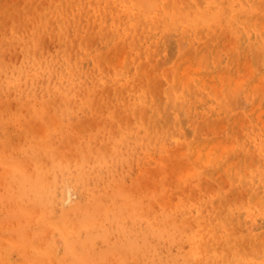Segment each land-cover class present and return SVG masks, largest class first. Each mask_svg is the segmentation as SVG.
I'll use <instances>...</instances> for the list:
<instances>
[{
    "label": "bare ground",
    "instance_id": "bare-ground-1",
    "mask_svg": "<svg viewBox=\"0 0 264 264\" xmlns=\"http://www.w3.org/2000/svg\"><path fill=\"white\" fill-rule=\"evenodd\" d=\"M47 1L43 10L39 0L0 2L9 27L0 38V103L19 98L30 111L25 119L0 110V145L14 147L0 161L17 198L0 220V264H46L54 248L42 246L45 223L62 239L61 264H100L88 250L100 239L101 253L120 264H264V0ZM204 40L213 57L230 40L224 65H204L182 45ZM172 53L171 69L161 70V54ZM249 55L244 77L238 65ZM242 93L249 108L230 100ZM81 109L98 118L95 132H78ZM207 119L214 133L204 131ZM33 121L46 124L42 134ZM143 161L142 177L155 175L150 191L146 180L134 189L124 168ZM223 172L242 200L209 192L207 179ZM183 186L190 191L175 199ZM32 213L38 227L26 235L20 225L15 239L13 216ZM74 218L79 230L70 234Z\"/></svg>",
    "mask_w": 264,
    "mask_h": 264
},
{
    "label": "rangeland",
    "instance_id": "rangeland-1",
    "mask_svg": "<svg viewBox=\"0 0 264 264\" xmlns=\"http://www.w3.org/2000/svg\"><path fill=\"white\" fill-rule=\"evenodd\" d=\"M25 1L26 0H0V2H3L5 7L8 6V4H9L12 7L19 5L20 8L22 6L24 7ZM47 5H48V1L47 0H39L38 5H36V6H39L40 10H43L44 7L47 6ZM12 7H10V8H12ZM2 19L3 18H0V38L4 35L3 32L9 31V27L7 25H3L1 27ZM51 43H52V45H51L52 49L53 50H57V48L59 47V42L57 41V39H54L53 42H51ZM172 44H173V42H172ZM183 44H184V48L187 49L188 51L196 53V55H197V52H199L198 59L200 61H202L204 65H208V66H211L214 61H217V62H219V64L224 65L225 63H224L223 58H225L226 53L231 48L230 45H229L230 44V40H228L227 43L224 44V46H223V48L225 50L223 49L220 53L217 52L215 57H213L211 51L214 49V47H213L212 43H210V42H207V41L204 40L203 43L197 42V43L191 45L190 43L185 41V42H182V45ZM173 45H176V43H174ZM165 52H167V50ZM193 53H191V54H193ZM163 54H166V53H163ZM163 54H161V57H160L161 65L159 66V68L161 67L160 68L161 70L165 69V68L171 69L172 64H173V62H174V60L176 58L172 57L173 53L171 55L167 54L166 56H168V58L165 55H163ZM6 55L8 56L7 58H11L12 57V60H14L16 63H20L22 61V58H23L22 57V53L19 50L18 51L16 50L14 52L8 50ZM200 57L202 59H200ZM218 57H220V59ZM251 57L252 56L249 55V57H248V59L246 61H242L238 65L239 74L243 75L244 77L249 76L250 73H251V70H250L251 68L249 67L250 64H251L250 63ZM246 62L249 65H247ZM262 62H263L262 56L258 55L257 58H256V64L260 65V64H262ZM245 66H246V68H245ZM247 67H249L250 69L248 70ZM246 70H247V72H246ZM172 74L174 75L175 73L172 72ZM160 83H161V86H162L163 83L162 82H160ZM218 91H220V90H218ZM81 92L83 94V93H85V90H82ZM234 99H236L237 101L241 100L242 103L239 102V101L237 102ZM230 100L232 101L233 105L241 104V106H243L245 108H249L250 107V104H249V102H247L248 100L244 96V93L241 94L239 99L237 97L233 96ZM24 101H26V100L24 99ZM243 101H245V104H244ZM0 110L5 112L6 117H8L10 114H11V116H13L14 114L19 113V114H22V116L26 117L25 119H29L30 118V111H28V107L26 105H23L22 103H20L19 98L17 99V98L11 97V98H8V99L4 100L3 102L0 103ZM77 111L79 113V117L82 120L81 124L78 125V132H80L81 134H84V135H88L90 132H95L97 130V127L99 126L98 118L92 116L89 110H82L81 109L80 111L79 110H77ZM124 117H126V115ZM25 119H23V120H25ZM209 120L210 119H207L208 123H204V128H203L204 131L207 134L214 133L216 131V128H215L214 125H211V126L208 125L210 123ZM94 122H95V124H94ZM223 123H225V124L222 127ZM223 123L219 124L218 126H216V127H218L217 128V132H218V135L220 137H226L227 136L226 133H225L226 132L225 130L227 128V127H225L227 125V121H225ZM32 124L36 125L35 128H36L37 132H40L41 134L43 133L42 129L44 128V125H46V124H41V122H39V121H33ZM41 127H42V129H41ZM210 127H211V129H210ZM221 127H222V129H220ZM15 129H14V133H16L14 135L15 143L23 144L25 140L23 139L22 136L19 135V133H17L15 131ZM40 130H42V131H40ZM4 138H5V135H3V131H2L1 126H0V140H2ZM172 145L173 146H177L178 143L174 140L172 142ZM12 152H14V147L13 146L4 147V146L0 145V158L4 157L7 153H9L7 155L10 156V155H12ZM67 153H68V157H70L71 159L76 160L78 158L77 157V151L74 148L70 149ZM117 159H118V157L115 158L114 162L117 161ZM145 161L142 162V165H137L136 163H134L132 166H130V165L128 166L127 165L126 167H124L126 169H130L131 170V174H132L131 176L132 177H131V179L128 178V183H130V185H132L134 187V189L137 187V185H139V181H141V180H146V184L145 185L143 184V186H144V188L146 190H149L150 187H151L150 188L151 190L154 189V186H155V175L149 173V177L148 178H146L145 175H143V177H142L143 167L145 165ZM151 163L152 162H150V164ZM28 168L29 169L31 168L30 171H32L33 165L29 164ZM221 176L223 178H225V180L228 179L227 182L223 178H221ZM229 178H230V176L227 173L223 172V173L218 174L217 178L207 179L206 185H208V188L210 189L209 192L217 191L219 189H222L223 191L227 192L226 194H228V197L230 198L231 201H236V200L240 201V200H242L243 199L242 196L243 195L245 196V192L243 190L240 192V191H237L236 189L232 188ZM1 180H3V183H1L2 182ZM10 180H11V176L8 175V172H6L5 164L2 161H0V220H3L8 214H10L13 211V207L12 206H16L17 205L16 204L17 203V198H16V195L14 193L13 187L10 186V183H11ZM137 180H139V181L137 182ZM191 186H193V185H191ZM247 187H248V185H247ZM144 188H142V189H144ZM187 191H190L189 187L183 186L179 190V192L175 191L173 197L175 199H178L179 197L185 198V196L187 194L186 193ZM209 192H207V190H205V189H196V190H194L193 194L196 195V196L197 195L198 196L199 195L202 196V195H207ZM11 193H13V200H12V197L7 196V194H11ZM36 220H37V214L36 213H34V214L32 213L31 215H29L28 220L13 216L12 221H10L11 224L8 225V227H10V230L14 231L15 239L16 238L18 239L19 237H18V233H17V228L20 225H22V224L25 225L24 226V230L26 229V233L25 234L29 235V233L31 234V232L36 230V228L38 227V223L36 222ZM73 221L76 224H75V227L73 226L72 228L69 229V233L70 234L71 233H75V232H77L79 230V227L77 225L79 223L76 221L75 218H74ZM14 223H15V225H14ZM40 233H41V239L40 240H41L43 248H47L49 246L54 248V251L51 252V255L49 257V261H47L46 264H61L60 260L62 258H64V248H63V245H62V239L58 235L55 234L53 226H51L49 224H46V223L42 225ZM1 235H3V237H4L3 241H5V238H8V236L6 234V230H2ZM73 237H74V239H76L78 236L75 235ZM58 238H59V240H58ZM116 240H117L116 233H111L110 234V241L112 243H114ZM99 241L96 240L95 242L92 243L91 246L88 247V250L91 253L96 255L95 256L96 260L98 259L100 264H118V263L120 264L119 258L113 252H109L106 255L101 253L102 252L101 250H102V246H103V241L101 239ZM91 248H93V249L91 250ZM94 248H96V249H94ZM54 254H57L58 256L54 255ZM16 256H17V254L15 253V257ZM112 257H113V259H111Z\"/></svg>",
    "mask_w": 264,
    "mask_h": 264
}]
</instances>
